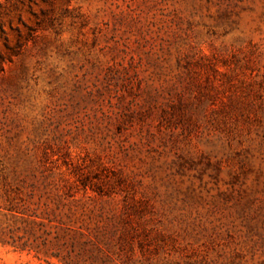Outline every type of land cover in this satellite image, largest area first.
I'll use <instances>...</instances> for the list:
<instances>
[{"label": "rangeland", "instance_id": "obj_1", "mask_svg": "<svg viewBox=\"0 0 264 264\" xmlns=\"http://www.w3.org/2000/svg\"><path fill=\"white\" fill-rule=\"evenodd\" d=\"M0 26V264H264V0H0Z\"/></svg>", "mask_w": 264, "mask_h": 264}, {"label": "trees", "instance_id": "obj_2", "mask_svg": "<svg viewBox=\"0 0 264 264\" xmlns=\"http://www.w3.org/2000/svg\"><path fill=\"white\" fill-rule=\"evenodd\" d=\"M0 28H1V32H2V36L4 37V45L6 46V48L7 49H9V50H14L13 49V47H12V45H11V42H10V39H9V36L7 35V33H6V31H5V29H4V26H0ZM18 45H17V47L19 46H21L20 44H21V39H20V37H19V39H18V43H17ZM7 60V55L6 54H4L3 52H2V50L0 49V72L3 70V64H4V62Z\"/></svg>", "mask_w": 264, "mask_h": 264}]
</instances>
